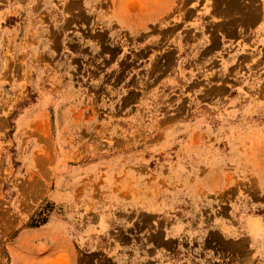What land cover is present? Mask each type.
Here are the masks:
<instances>
[{
  "label": "rangeland",
  "instance_id": "374dc122",
  "mask_svg": "<svg viewBox=\"0 0 264 264\" xmlns=\"http://www.w3.org/2000/svg\"><path fill=\"white\" fill-rule=\"evenodd\" d=\"M258 10L0 0V264H264Z\"/></svg>",
  "mask_w": 264,
  "mask_h": 264
},
{
  "label": "crops",
  "instance_id": "0c3cea01",
  "mask_svg": "<svg viewBox=\"0 0 264 264\" xmlns=\"http://www.w3.org/2000/svg\"><path fill=\"white\" fill-rule=\"evenodd\" d=\"M257 4L259 6V15L257 17L258 23H260L257 28H264L262 23L264 22V0H257Z\"/></svg>",
  "mask_w": 264,
  "mask_h": 264
}]
</instances>
